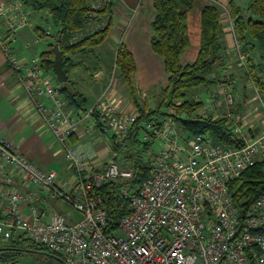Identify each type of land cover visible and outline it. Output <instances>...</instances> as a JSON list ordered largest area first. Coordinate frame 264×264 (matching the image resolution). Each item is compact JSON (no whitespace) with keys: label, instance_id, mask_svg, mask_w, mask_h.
<instances>
[{"label":"built area","instance_id":"obj_1","mask_svg":"<svg viewBox=\"0 0 264 264\" xmlns=\"http://www.w3.org/2000/svg\"><path fill=\"white\" fill-rule=\"evenodd\" d=\"M31 14L21 0H0V51L74 169L76 180L71 188L62 189L56 171L39 168L0 137V180L8 186L6 191L0 190V198L7 200L0 215V240L22 234L63 264H264V197L256 199L242 216L227 188L229 181L264 160V129L257 132L248 127L234 111L228 74L223 73L217 87H204L203 104L198 96L193 97L201 102L194 113L168 110L170 116L155 131L158 150H150L144 157L147 178L141 185L131 186L133 170L127 165L132 161L123 152L138 115L120 111L106 91L85 110L69 109L52 70H46L40 58H19L12 48L17 32L33 26ZM43 14L44 20L36 27L50 37L53 27L46 22L50 14ZM80 36L82 32L73 34L71 42ZM236 48L243 62L238 42ZM171 116L223 118L242 145L216 143L208 133L192 135ZM78 129L83 130L81 135L111 132L118 150L101 167L79 160L70 141ZM14 176L31 190L12 187ZM111 181L124 183L120 191L128 202V212L118 220L116 232L106 231L107 210L97 194V189ZM39 192L62 201L78 217L40 210ZM19 204L28 206L26 216Z\"/></svg>","mask_w":264,"mask_h":264},{"label":"trees","instance_id":"obj_2","mask_svg":"<svg viewBox=\"0 0 264 264\" xmlns=\"http://www.w3.org/2000/svg\"><path fill=\"white\" fill-rule=\"evenodd\" d=\"M21 1L32 13L46 11L50 14L46 22L53 25L50 36L52 42L39 55L42 66L46 70H52L53 42H58L60 46L63 68L69 75L74 67L80 65L78 64L80 62H74L72 57L79 54L86 56L91 53L94 48L103 43L112 26L114 1ZM228 3L235 38L240 48L239 53L244 56L247 74L250 75L249 77L264 101V67L262 64H255L250 53L254 48H258L264 54V0H247L245 8L236 5L234 0H229ZM193 4L194 0H152L156 14L151 23L153 34L149 45L151 51L162 59L168 79L156 108L139 109L135 104L139 110V116L125 139L126 150L123 152L124 158L132 161V165H127L133 170V177L129 181L131 186L141 185L147 178L148 166L144 162V157L155 141V131L159 130L161 122L170 116L168 110L175 108L178 113L182 111L194 113L200 107L201 102H197L191 96V91L217 81V79L209 78L214 66L222 59L219 42L221 27L217 21L218 11L215 6H205L201 10L200 44L195 60L186 65L180 63V56L189 45L187 13L193 8ZM35 29L40 37H44L42 27L38 26ZM80 32L82 36L78 41L71 42V36ZM115 67L136 103L132 83L135 63L131 52L123 44L117 48ZM70 84L75 90L73 83L70 82ZM62 94L67 100V105L73 107L75 111L87 108L84 96L78 91L75 90V94L71 96L62 87ZM171 117L192 135L208 133L216 143L234 147L242 145V141L227 128L226 120L223 118L214 120L212 117L202 118L200 116ZM143 137L147 140L144 141ZM113 149L118 150L115 141ZM123 185V182L111 181L97 189V194L101 196L107 210V232H116L118 220L128 212V202L120 191ZM227 188L244 216L256 199L264 197V160L256 162L244 170L240 176L229 181ZM2 247L6 249H0V261H9L10 264H15L26 253L23 249L51 254L47 249L22 234H14ZM45 257L49 262L53 260L57 264H63L50 256Z\"/></svg>","mask_w":264,"mask_h":264},{"label":"crops","instance_id":"obj_3","mask_svg":"<svg viewBox=\"0 0 264 264\" xmlns=\"http://www.w3.org/2000/svg\"><path fill=\"white\" fill-rule=\"evenodd\" d=\"M228 2L229 0H194L193 8L187 13L189 45L180 56V63L186 65L195 60L200 44L201 10L205 6H215L218 11L217 21L221 27L219 42L222 59L219 64L214 66L209 78L218 79L223 69V72L227 74V68L230 70L231 78L229 79L235 101L234 111L236 110L242 116L245 125L258 132L264 129V101L253 81L247 78L245 63L238 59L237 40ZM234 2L241 8H245L247 5V0H234ZM112 14V26L103 43L86 56L79 54L72 57L73 61L80 62L78 63L80 65L70 71L69 82H72L75 90L84 96L87 107L91 106L103 91H106L107 97L120 111L139 116L136 105L139 109L156 108L168 79L162 59L151 51L149 45L153 34L151 23L156 13L152 0H114ZM131 14L133 17H130ZM44 18L42 12L41 14L32 13L30 21L33 26H26L15 35L16 48L13 43V49L19 58H39V54L43 52V45L47 46L52 41L50 37H40L35 29L36 24H41ZM129 18L132 20L130 21ZM120 44H123L131 52L135 63L132 83L136 103L127 84L115 67L116 52ZM250 53L255 60L259 56L262 57L258 48H254ZM152 91V98L157 96L156 99H153L155 105L148 97V95L151 96ZM69 109L75 110L73 107H69ZM82 132V129H78L76 135H72L70 138L76 149L77 158L90 162L93 167H101L115 153L113 136L106 137V133L109 131L97 130L81 135ZM0 137L11 143L39 168L56 171L57 183L62 189H69L75 183L74 169L69 166L59 145L26 98L18 84L17 77L5 62V56L1 51ZM105 139L110 140L111 144L107 146ZM106 156L108 158L105 162ZM12 187L22 192L31 190L16 176L13 178ZM7 189L8 186L0 180V190L6 191ZM38 195L40 210H56L67 217H78L62 201L50 198L45 192H39ZM6 204V198H0V215L3 214ZM19 210L25 216L28 214L26 204H19ZM0 242L4 246L8 241L0 240Z\"/></svg>","mask_w":264,"mask_h":264},{"label":"rangeland","instance_id":"obj_4","mask_svg":"<svg viewBox=\"0 0 264 264\" xmlns=\"http://www.w3.org/2000/svg\"><path fill=\"white\" fill-rule=\"evenodd\" d=\"M37 14H41V12H37ZM130 17H133V14H131L130 15ZM129 20L131 21L132 19H130L129 18ZM52 25V24H51ZM52 27H53V25H52ZM52 31H53V28H52ZM49 41H50V39H49ZM52 42V41H51ZM13 43H14V47H15V41L14 42H12V48H13ZM46 47L47 46H44L43 45V50L42 51H44V50H46ZM16 48V47H15ZM258 52H259V54L262 56L261 58H260V56L255 60V59H253L254 60V63L256 64L257 62V64H260L261 62H262V66L264 67V54L258 49ZM40 55V54H39ZM36 57V56H35ZM39 57V56H38ZM30 58H32V57H30ZM238 59H239V56H238ZM239 61H241L240 59H239ZM257 61V62H256ZM242 62V61H241ZM244 62V61H243ZM260 62V63H259ZM224 71V69L222 70V73L219 75V78L217 79V81H216V83H213V84H210V85H203V86H201V87H199V88H196V89H194V90H192V92H191V95H192V97H194L195 95L196 96H198L199 98H200V101L202 102V104L204 103V100L206 99V96H207V91H206V89L204 88L205 86H207L209 89H213V88H215V87H217L218 86V84H219V80H223L224 79V75H223V73H225V74H227L226 72H223ZM229 69L227 68V72H228V75H229ZM244 73V72H243ZM245 74V73H244ZM243 74V75H244ZM246 76H247V78L251 81L252 79H251V77H249L250 75L249 74H246ZM244 77H245V75H244ZM228 78H231V75H229V77ZM152 93H153V91L151 92V96L150 95H148V97H149V99L152 101V104L153 105H155V102H153V99H156V97L157 96H154V98H152L153 96H152ZM199 109V108H198ZM197 109V110H198ZM196 110V111H197ZM107 135H106V137H108L109 135L112 137V133L111 132H107L106 133ZM104 139V138H103ZM105 144L108 146L109 144H111V142H110V140H106L105 139ZM158 147H159V143L157 142V141H154L153 142V145H152V147H151V151H157L158 150ZM107 158H108V156H106L105 158H104V160H105V162H106V160H107ZM103 160V161H104ZM1 246H3V243L2 242H0V247ZM15 264H57L55 261H53V260H51L50 262L48 261V259L43 255V254H39V253H33V254H31V253H25V254H23L20 258H19V260L15 263Z\"/></svg>","mask_w":264,"mask_h":264},{"label":"water","instance_id":"obj_5","mask_svg":"<svg viewBox=\"0 0 264 264\" xmlns=\"http://www.w3.org/2000/svg\"><path fill=\"white\" fill-rule=\"evenodd\" d=\"M52 51L54 54L53 55V61H52V71H53V74L55 76V79L58 83H60L62 85V87H64L66 89V91L68 92L69 95L73 96L75 94V92H74V89L69 82L68 74L64 71L63 62H62V51L60 49L58 42H53ZM0 249H6V248L2 247ZM23 251L26 253L43 254L45 256H50L51 258H54V259L58 260L59 262H62V260L59 257L52 255V254H49V253L44 252V251H34V250H30V249H23Z\"/></svg>","mask_w":264,"mask_h":264}]
</instances>
